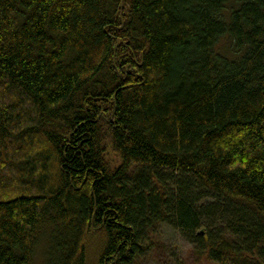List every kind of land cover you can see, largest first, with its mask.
Returning <instances> with one entry per match:
<instances>
[{
  "label": "trees",
  "instance_id": "trees-1",
  "mask_svg": "<svg viewBox=\"0 0 264 264\" xmlns=\"http://www.w3.org/2000/svg\"><path fill=\"white\" fill-rule=\"evenodd\" d=\"M41 240V264H264V0H0V264Z\"/></svg>",
  "mask_w": 264,
  "mask_h": 264
},
{
  "label": "rangeland",
  "instance_id": "rangeland-1",
  "mask_svg": "<svg viewBox=\"0 0 264 264\" xmlns=\"http://www.w3.org/2000/svg\"><path fill=\"white\" fill-rule=\"evenodd\" d=\"M205 197H207V196H203L200 198L199 201H196L197 202L196 207H199L200 204H202L204 201L212 202L211 199L205 198ZM158 237L162 239L163 244H165L166 247L171 249V251L175 255L183 257V256H186L190 253L191 245L172 226L170 227V226L163 225V227L160 229V233H159ZM41 241H40L41 244L38 245V249L35 252V254H36L35 259H34L35 264H41L43 261V257H44L43 252H44L45 242H43V240H41Z\"/></svg>",
  "mask_w": 264,
  "mask_h": 264
}]
</instances>
